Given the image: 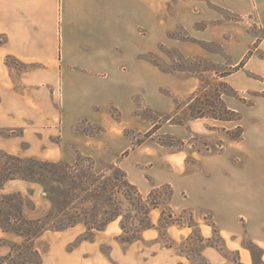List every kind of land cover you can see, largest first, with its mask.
Returning a JSON list of instances; mask_svg holds the SVG:
<instances>
[{"label": "crops", "instance_id": "1", "mask_svg": "<svg viewBox=\"0 0 264 264\" xmlns=\"http://www.w3.org/2000/svg\"><path fill=\"white\" fill-rule=\"evenodd\" d=\"M232 3L233 11L257 15L264 25V0ZM158 15V0H0V129L20 128L17 137L29 146H40L59 126V152L72 163L77 153L69 151L70 145L88 154V147L101 143L118 155L129 149L124 130L142 121L134 114L136 98L144 94L152 106L168 109L171 100L160 88L183 93L190 84L184 72H160L143 58L142 27L157 25ZM223 47L234 66L251 51L244 66L230 75L231 84L240 91L264 90V35L259 39L233 35ZM229 107L241 113L236 125L243 126L244 137L224 138L220 153L200 159L202 180L216 187L221 202L217 217L226 244L241 246L230 239L241 235L238 210L245 234L262 249L264 259V97ZM114 109L121 119L114 117ZM82 120L104 130L97 136L77 133L75 127ZM9 141L0 137V146ZM141 146L120 165L137 157ZM25 154L38 156L31 150ZM241 254L247 263L252 260L250 251Z\"/></svg>", "mask_w": 264, "mask_h": 264}, {"label": "rangeland", "instance_id": "2", "mask_svg": "<svg viewBox=\"0 0 264 264\" xmlns=\"http://www.w3.org/2000/svg\"><path fill=\"white\" fill-rule=\"evenodd\" d=\"M158 1L157 25L143 26L141 30L144 38L143 58L157 66L160 72H184L190 78L189 88L180 93L178 90L161 87L160 93L171 100L168 109L163 106L167 110L152 106L144 94L136 98L134 114L142 121L136 126L127 127L123 134L131 141L130 153L143 145L137 150V157L126 158L120 165L126 150L118 155L116 149L113 150L107 143L88 147L90 149L86 151L90 154L83 153L75 145H70L69 151L74 155L77 153V159L80 154L92 157L96 161L97 171L105 170L107 163L118 162L143 195H147L156 186L172 185L174 196L171 205L173 211L182 218V225L176 223L162 227L159 220L162 209L157 208L150 214L156 226L132 241L120 239L123 230L119 220L111 222L102 231H95L87 239L86 227L82 224L62 231L45 230L34 241L41 257V261L34 264H264L262 249L245 234L243 217L238 210L236 224L241 235L233 234L230 239L235 243L240 242L241 246L229 247L226 244L217 217L221 202L215 196L216 187L212 183H204L202 178L205 175L199 166L202 157L214 156L223 150L224 138H230L226 130L236 132L238 120L223 122L211 117L193 119L189 118L186 111L180 112L178 118L186 120L185 124L165 121L151 138L133 148V142L143 138L152 128L149 120L138 116L139 112L155 119H158L157 112L172 114L178 102L182 105L187 103L196 91L199 92L200 100L203 97L216 100L219 93L227 106L243 100L246 101L244 103H252L256 97H264L261 95L263 90L240 91L231 84L230 75L235 72L234 61L223 47V43L233 35L238 37L249 34L259 39L264 35V25H260L261 19L257 15H243L233 11L230 8L232 0ZM242 1L234 0L235 3ZM8 63L16 65L12 59H8ZM198 98L195 101L200 104ZM113 115L118 120L122 117L117 109L113 110ZM103 130L102 126L86 120L80 121L75 127L77 133L90 136H97ZM49 132L52 133L51 139L46 143L29 146L26 140L17 137L21 133L20 128L0 129L1 138H10L9 143L0 146V154L16 153L26 158L70 162V158L63 157L58 149L59 126ZM170 137L177 140L174 146L160 143L170 142ZM181 141H184V145ZM28 150L38 156L25 154ZM234 160L241 161L239 156H235ZM207 173H210L211 179L214 178L213 172ZM46 184L11 180L4 184L1 191L6 194L20 192L25 200V215L37 217L43 216L50 209V203L43 193ZM32 205L36 208L33 209ZM125 207L131 209L130 204ZM190 213L198 228L189 225ZM201 235L204 242L200 241ZM21 242V237L0 230V257L12 252ZM170 242L173 247L167 245ZM242 250L250 251L252 260L249 263L242 256ZM30 257L36 258V255Z\"/></svg>", "mask_w": 264, "mask_h": 264}, {"label": "trees", "instance_id": "3", "mask_svg": "<svg viewBox=\"0 0 264 264\" xmlns=\"http://www.w3.org/2000/svg\"><path fill=\"white\" fill-rule=\"evenodd\" d=\"M250 54L251 51L234 67L233 71L243 67ZM226 75L228 74L224 76ZM259 79L263 78L259 77ZM234 93L238 95L237 91ZM261 95L264 96V90ZM198 97L199 92L196 91L187 103L182 105L178 102L172 114L163 115L157 112L158 119L144 116L139 112L138 116L149 120L152 128L144 134L143 138L133 142V148L151 138L165 121L185 124L186 120L178 118L180 112L186 111L189 113V118L193 119L211 117L220 121H239L242 118L241 113L223 102L219 93L215 97L216 100L206 97L200 100ZM197 98L200 104L195 101ZM226 131L233 140L240 141L244 137L242 125L237 126L236 132ZM170 138V142L160 143L165 146H174L177 140ZM180 143L184 145V141ZM129 154L130 149L122 154V158ZM18 179L47 183L44 185L43 193L50 203V209L46 214L27 217L25 200L21 193L6 194L1 191L6 182ZM173 196L174 188L170 184L156 186L147 195H143L137 185L130 181L126 171L118 165V162L107 163L105 170L97 171L96 161L82 154L76 162L67 163L26 158L3 152L0 154V230L14 233L21 237L22 242L17 244L12 252L0 257V264L40 262L41 257L34 246V241L45 230L62 231L82 224L86 227L85 239H87L92 237L95 231H102L111 222L119 220L123 230L119 236L120 239L132 241L144 231L156 226L150 214L157 208L162 209L159 219L162 227L166 228L176 223L182 225V218L173 211L171 205ZM126 204H130L131 209L126 208ZM32 208L35 209L36 206L32 205ZM190 215L189 225L198 228L193 214L190 213ZM204 240L201 235L200 241L204 242ZM167 245L173 247L172 242ZM31 255H36V258L30 257Z\"/></svg>", "mask_w": 264, "mask_h": 264}]
</instances>
